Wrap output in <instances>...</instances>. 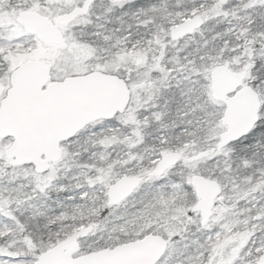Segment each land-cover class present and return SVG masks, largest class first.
I'll return each instance as SVG.
<instances>
[{
  "label": "snow or ice",
  "instance_id": "6c2138e0",
  "mask_svg": "<svg viewBox=\"0 0 264 264\" xmlns=\"http://www.w3.org/2000/svg\"><path fill=\"white\" fill-rule=\"evenodd\" d=\"M0 264H264V0H0Z\"/></svg>",
  "mask_w": 264,
  "mask_h": 264
}]
</instances>
